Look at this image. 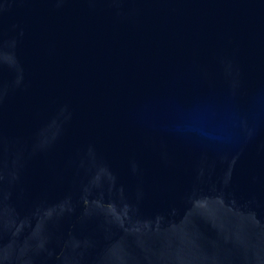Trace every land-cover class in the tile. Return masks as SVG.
<instances>
[{
	"label": "water",
	"instance_id": "95a60500",
	"mask_svg": "<svg viewBox=\"0 0 264 264\" xmlns=\"http://www.w3.org/2000/svg\"><path fill=\"white\" fill-rule=\"evenodd\" d=\"M0 264H264V0H0Z\"/></svg>",
	"mask_w": 264,
	"mask_h": 264
}]
</instances>
